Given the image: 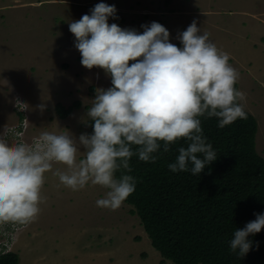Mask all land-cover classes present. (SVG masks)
Returning a JSON list of instances; mask_svg holds the SVG:
<instances>
[{
  "label": "rangeland",
  "instance_id": "rangeland-1",
  "mask_svg": "<svg viewBox=\"0 0 264 264\" xmlns=\"http://www.w3.org/2000/svg\"><path fill=\"white\" fill-rule=\"evenodd\" d=\"M100 2L117 9L110 24L143 32L142 24L159 22L177 46L194 20L208 32L239 73L238 90L257 121L256 150L264 158V0H0V136L7 127L27 143L44 131L90 133L87 110L110 77L82 66L69 23ZM76 101L80 106L60 119L55 104ZM10 137V144L17 139ZM65 167L54 164L45 173L34 221L0 224V244L17 253L18 264H173L161 262L130 205L97 206L106 188L89 183L72 191L60 184L53 172Z\"/></svg>",
  "mask_w": 264,
  "mask_h": 264
},
{
  "label": "clouds",
  "instance_id": "clouds-1",
  "mask_svg": "<svg viewBox=\"0 0 264 264\" xmlns=\"http://www.w3.org/2000/svg\"><path fill=\"white\" fill-rule=\"evenodd\" d=\"M116 13L115 5L100 2L69 23L82 66L99 67L111 78V86L98 88L87 110L93 131L78 138L68 131H44L31 143L9 127L0 136V224H28L37 218L45 173L54 164L66 166L53 174L72 191L89 183L106 188L96 204L115 211L136 189V178L127 174L133 156L155 163L158 153H168L184 140L187 146L177 148L168 169L200 175L218 158L201 117L216 118L220 129L247 119L245 94L235 87L238 71L195 20L179 33L177 46L161 23L142 24L143 32H138L110 24ZM10 134L17 137L11 144ZM255 217L236 228L228 242L240 258L253 248L249 237L264 229V213ZM7 251L0 244V253Z\"/></svg>",
  "mask_w": 264,
  "mask_h": 264
},
{
  "label": "trees",
  "instance_id": "trees-1",
  "mask_svg": "<svg viewBox=\"0 0 264 264\" xmlns=\"http://www.w3.org/2000/svg\"><path fill=\"white\" fill-rule=\"evenodd\" d=\"M79 106L76 101L69 106L56 103L54 108L64 119ZM246 113L247 119H237L223 129L217 127L216 118L201 117L204 134L218 158L200 175L168 169L178 155L177 148L187 146L184 140L168 153H158L155 163L131 158L132 171L127 174L137 184L124 202L138 217L162 263L264 264V229L249 237L253 248L242 258L231 252L228 243L236 228L254 220L256 213H264V158L256 150L257 121ZM18 117L22 121L24 116ZM18 261L14 251L0 253V264Z\"/></svg>",
  "mask_w": 264,
  "mask_h": 264
}]
</instances>
